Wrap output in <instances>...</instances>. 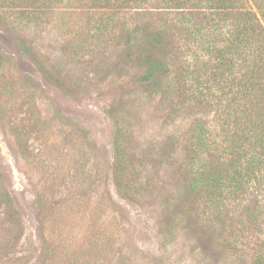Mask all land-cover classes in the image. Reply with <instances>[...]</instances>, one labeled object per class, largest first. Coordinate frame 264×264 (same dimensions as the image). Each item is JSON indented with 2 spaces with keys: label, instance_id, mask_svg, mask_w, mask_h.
I'll return each mask as SVG.
<instances>
[{
  "label": "rangeland",
  "instance_id": "rangeland-1",
  "mask_svg": "<svg viewBox=\"0 0 264 264\" xmlns=\"http://www.w3.org/2000/svg\"><path fill=\"white\" fill-rule=\"evenodd\" d=\"M163 7L147 0L119 15L129 26L157 24ZM5 12L0 53L12 59L0 67V171L20 221L0 200V264H246L264 238V224L242 220L258 205L254 196L213 214L184 176L196 121L222 135L212 105L177 80L176 67L192 65L189 47L198 51V43L171 29L162 89L182 86L183 94L164 96L142 84L138 61L124 58L123 27L106 43L78 45L103 11L65 3L39 26L20 22L17 7ZM119 107L136 186L127 197L114 183L106 115Z\"/></svg>",
  "mask_w": 264,
  "mask_h": 264
},
{
  "label": "trees",
  "instance_id": "trees-1",
  "mask_svg": "<svg viewBox=\"0 0 264 264\" xmlns=\"http://www.w3.org/2000/svg\"><path fill=\"white\" fill-rule=\"evenodd\" d=\"M146 1L0 0L3 8L0 19H7L5 10L17 7L20 22L39 26L65 3L87 11H103L95 22L89 20L86 24L89 37L78 36L81 39L78 45L106 43L123 27L124 58L138 61L142 84L164 96L172 92L183 94L182 86L168 84L162 89V81L171 69L168 53L171 44L176 43L171 41V35L184 33L188 43L197 42L200 52L189 47L195 54L194 62L176 67L180 74L177 80L189 85L195 98L212 105L222 135H215L212 124L196 121L191 156L184 170L189 193L203 192L205 208L213 214L231 202L241 203L253 195V202L258 205L252 211H245L242 220L261 230L264 224V0H162L159 23L143 18L133 26L125 24L119 13L138 8ZM11 59L10 54L0 53V67ZM40 69L47 75L43 66ZM180 108L177 105L176 109ZM123 111L120 107L108 109L106 115L114 129V183L118 194L127 197L126 193L135 194L136 186L126 173L127 130ZM1 185L4 192H0V200L11 216L20 221L2 171ZM222 241L227 251L234 250L229 242ZM253 248L246 264H264V238Z\"/></svg>",
  "mask_w": 264,
  "mask_h": 264
}]
</instances>
